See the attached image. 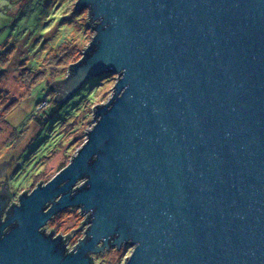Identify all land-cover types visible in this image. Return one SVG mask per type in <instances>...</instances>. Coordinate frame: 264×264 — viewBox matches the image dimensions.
<instances>
[{"label":"water","instance_id":"water-1","mask_svg":"<svg viewBox=\"0 0 264 264\" xmlns=\"http://www.w3.org/2000/svg\"><path fill=\"white\" fill-rule=\"evenodd\" d=\"M75 4L94 34L57 97L118 78L66 167L11 204L0 158V264L122 246V264H264V0ZM69 207L87 214L71 250L43 229Z\"/></svg>","mask_w":264,"mask_h":264},{"label":"rangeland","instance_id":"rangeland-1","mask_svg":"<svg viewBox=\"0 0 264 264\" xmlns=\"http://www.w3.org/2000/svg\"><path fill=\"white\" fill-rule=\"evenodd\" d=\"M76 1L34 0L28 9L32 19L29 16L23 17L18 0L0 1V69L2 66L5 68V71L0 72V96H4L3 101L0 98V158L11 152L15 154V159L10 165L11 170L6 177L8 191L11 194L10 204L11 201L17 202L22 191H30L38 183L47 182L60 169L66 167L83 144L87 130L94 123L95 106L111 98L113 86L118 78L117 74H110L107 81H102L101 85L92 84L89 96L93 98L82 102V109L77 116H69L65 120L56 119L42 128L34 122L35 116L41 121L44 119L43 107L48 105V96L36 97L37 90L33 91L34 95L30 93L36 83V79L31 80L30 75L23 74L22 81L19 78L28 68L29 65L26 63L31 58L26 55L23 44L31 46L29 43L36 36L39 37L36 43L43 40L40 44H52L54 41L60 42L62 38H66V43H62L61 46H47L48 53L42 62L46 66L54 64L56 68L57 60L63 58L69 62L78 60L85 46L90 42L94 30L92 27H86L88 8L78 9ZM8 2L13 3L10 6ZM74 9L80 10L82 16L79 13L72 15ZM64 18L65 20L61 21ZM24 22H29L28 26L31 28L24 27ZM54 68L52 74H42L48 84L57 76L54 73L57 69ZM67 72L66 64L61 76L66 77ZM32 98L40 101L35 104L34 100L31 103ZM86 114L88 115L85 116ZM3 183L5 181L0 180V189ZM84 215L87 214L80 212L78 208H65L51 217L43 229L45 232L54 231L55 235L69 234L66 247L71 250L72 246L84 236L87 226V223L81 225ZM80 225L81 227L78 228ZM130 250L122 246L108 248L102 253H94L93 264H122Z\"/></svg>","mask_w":264,"mask_h":264},{"label":"trees","instance_id":"trees-1","mask_svg":"<svg viewBox=\"0 0 264 264\" xmlns=\"http://www.w3.org/2000/svg\"><path fill=\"white\" fill-rule=\"evenodd\" d=\"M1 1V0H0ZM18 2L20 3V8H22V12H23V17L29 16L30 19H32L30 12L28 11V9L30 8V4L32 2H34V0H18ZM9 5L11 6V3L13 2H8ZM81 15V11L78 9H74V12L72 13V15L74 14H78ZM71 15V16H72ZM87 15H88V11H87ZM82 16V15H81ZM64 19H62L61 21H64ZM71 24V22H70ZM29 25V22H24L23 26L24 27H28L31 28ZM93 27L91 22H90V16L88 15V20H87V25L86 27ZM19 33V30L17 31V34ZM30 33V32H29ZM17 38V37H16ZM39 39L38 36L33 38V41L30 42L29 44L31 46L24 45L23 44V49L26 52V55L31 57L28 59V62L26 63L28 66V68H26L22 75H20V79L22 81V79L24 78V75H30L31 76V80H35L36 83H34V85L32 86V89L30 91L31 94L34 95V90H37L38 92L36 93V97H41V95H46L48 96V105H44L43 110H44V119L41 121L39 118H37L35 116L34 122L37 123V125L39 126V128L41 127H45V125H49V123H53L54 120L56 119H61V120H65V118H69V116H77L78 113L81 111L82 109V102L84 100H92V96H89L90 94V89L91 87L94 85V83L101 85L100 83H102V81H107V78H109V74L107 72L104 73H100L98 74V76H93L91 78H88L84 83H83V87L80 90V88L78 90H76V92L74 94H72L71 96H69L67 99H65L64 101H61L60 97H57V87L56 82L63 80V76H61V71L63 70V68L66 66V64L71 65L72 63H74V61H66L64 58L62 60H57V67L54 68V64L51 65H47L45 63L42 62V59L45 57V55L48 53L47 52V46L48 47H57V46H61L62 43H66L67 39L66 38H62V41L60 42H56L54 41L52 44L47 43H41L40 41L43 40H39V42L36 43V41ZM68 58H73L72 56H67ZM54 69H57L56 71H54V73L57 74V76L55 77L53 83H47V79H45V77L42 74H46V75H50L52 74V71ZM5 68L2 66L0 69V72L5 71ZM24 74V75H23ZM18 78V79H19ZM98 80H100L98 82ZM93 84V85H92ZM1 91V90H0ZM86 96L87 99H84ZM91 97V98H90ZM1 101H3L4 96L1 95L0 96ZM35 100V104L36 102L40 101L37 100L36 98H32V100L30 99L31 103L32 101L34 102ZM42 100V98H41ZM50 107V109H49ZM88 114H86L85 116H87ZM40 117H42V115H39ZM87 219V217H86Z\"/></svg>","mask_w":264,"mask_h":264},{"label":"flooded vegetation","instance_id":"flooded-vegetation-1","mask_svg":"<svg viewBox=\"0 0 264 264\" xmlns=\"http://www.w3.org/2000/svg\"><path fill=\"white\" fill-rule=\"evenodd\" d=\"M10 196H11V194H10ZM10 198H11V197H10ZM53 236H56L55 233H54V231H53ZM95 264H97V263H95Z\"/></svg>","mask_w":264,"mask_h":264},{"label":"bare ground","instance_id":"bare-ground-1","mask_svg":"<svg viewBox=\"0 0 264 264\" xmlns=\"http://www.w3.org/2000/svg\"><path fill=\"white\" fill-rule=\"evenodd\" d=\"M43 163V162H42ZM58 214V213H57ZM56 215V214H55ZM50 220V219H49ZM67 242V241H66Z\"/></svg>","mask_w":264,"mask_h":264}]
</instances>
